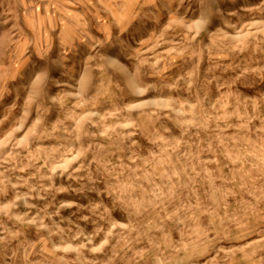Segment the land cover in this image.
Instances as JSON below:
<instances>
[{
  "label": "rangeland",
  "instance_id": "rangeland-1",
  "mask_svg": "<svg viewBox=\"0 0 264 264\" xmlns=\"http://www.w3.org/2000/svg\"><path fill=\"white\" fill-rule=\"evenodd\" d=\"M0 264H264V0H0Z\"/></svg>",
  "mask_w": 264,
  "mask_h": 264
}]
</instances>
